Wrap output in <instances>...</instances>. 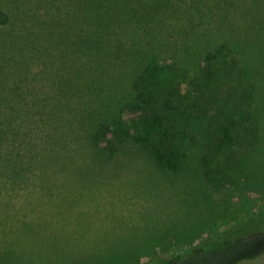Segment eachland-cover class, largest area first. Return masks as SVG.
Instances as JSON below:
<instances>
[{
    "label": "rangeland",
    "instance_id": "1",
    "mask_svg": "<svg viewBox=\"0 0 264 264\" xmlns=\"http://www.w3.org/2000/svg\"><path fill=\"white\" fill-rule=\"evenodd\" d=\"M146 66L185 102L203 107L186 89L208 79L230 105L130 111ZM101 124L102 157L86 140ZM26 188L55 201H14ZM256 213L264 0H0V264H149Z\"/></svg>",
    "mask_w": 264,
    "mask_h": 264
},
{
    "label": "trees",
    "instance_id": "2",
    "mask_svg": "<svg viewBox=\"0 0 264 264\" xmlns=\"http://www.w3.org/2000/svg\"><path fill=\"white\" fill-rule=\"evenodd\" d=\"M161 70L155 67H144L130 83V94L127 102L130 111L145 112V114H159L175 118L206 110V113L220 112L222 107L230 105L226 98H215L211 101L212 94L206 97L207 92L216 90V84L205 80L194 83V89H186V94H201L204 106L194 99L189 102L183 100L176 88L166 87L160 79ZM217 81V80H216ZM193 83V82H191ZM193 86V87H194ZM189 87V86H188ZM191 88V87H190ZM196 89V91H195ZM194 91V92H193ZM193 94V95H196ZM206 94V95H205ZM195 97V96H194ZM200 98V96H199ZM210 121V120H209ZM216 125V124H214ZM104 135V126L95 125L86 134V140L94 150L93 154L106 156L115 149L99 147V142ZM92 144V145H91ZM93 146V147H92ZM14 177V173H10ZM264 252V213H256L248 220L236 226L224 239L209 240L197 247L187 249L171 256L158 255L149 264H238L241 261L251 260Z\"/></svg>",
    "mask_w": 264,
    "mask_h": 264
},
{
    "label": "crops",
    "instance_id": "3",
    "mask_svg": "<svg viewBox=\"0 0 264 264\" xmlns=\"http://www.w3.org/2000/svg\"><path fill=\"white\" fill-rule=\"evenodd\" d=\"M24 193H20V195H24L22 199H14V201H18L21 204L32 206V205H47L46 202H54L51 197L47 196L45 193L39 192L38 188H26ZM16 193V192H15ZM18 193V192H17ZM12 201L11 198L5 200V202Z\"/></svg>",
    "mask_w": 264,
    "mask_h": 264
}]
</instances>
